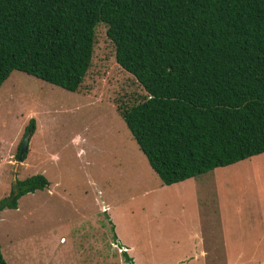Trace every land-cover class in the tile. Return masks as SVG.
Returning <instances> with one entry per match:
<instances>
[{"label":"rangeland","instance_id":"374dc122","mask_svg":"<svg viewBox=\"0 0 264 264\" xmlns=\"http://www.w3.org/2000/svg\"><path fill=\"white\" fill-rule=\"evenodd\" d=\"M104 30L75 92L17 71L0 84V199L15 179L47 181L0 211L4 263L264 264V153L161 185L117 113L145 93Z\"/></svg>","mask_w":264,"mask_h":264},{"label":"trees","instance_id":"16d2710c","mask_svg":"<svg viewBox=\"0 0 264 264\" xmlns=\"http://www.w3.org/2000/svg\"><path fill=\"white\" fill-rule=\"evenodd\" d=\"M99 23L145 93L117 113L161 185L264 153V0H0V84L17 71L75 92ZM46 186L15 179L0 211Z\"/></svg>","mask_w":264,"mask_h":264},{"label":"water","instance_id":"95a60500","mask_svg":"<svg viewBox=\"0 0 264 264\" xmlns=\"http://www.w3.org/2000/svg\"><path fill=\"white\" fill-rule=\"evenodd\" d=\"M26 142H27V135L22 138V141H21V144L19 146L18 153H17V161H19L22 157V154L25 150Z\"/></svg>","mask_w":264,"mask_h":264},{"label":"crops","instance_id":"0c3cea01","mask_svg":"<svg viewBox=\"0 0 264 264\" xmlns=\"http://www.w3.org/2000/svg\"><path fill=\"white\" fill-rule=\"evenodd\" d=\"M188 179H189V178H188ZM181 182H182V181H181ZM178 183H179V182H178ZM175 184H176V183H175ZM105 210H106V208H105ZM122 249H123V248H122ZM200 254H203V256H205L204 253H203L202 251L200 252Z\"/></svg>","mask_w":264,"mask_h":264}]
</instances>
